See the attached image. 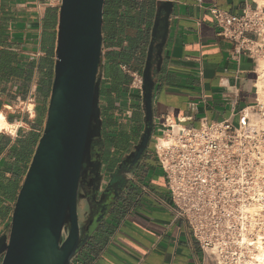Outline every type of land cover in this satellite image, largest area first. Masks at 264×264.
<instances>
[{
  "label": "crops",
  "instance_id": "0c3cea01",
  "mask_svg": "<svg viewBox=\"0 0 264 264\" xmlns=\"http://www.w3.org/2000/svg\"><path fill=\"white\" fill-rule=\"evenodd\" d=\"M147 1L156 5V11L140 4L136 10L141 15L140 25L127 28L118 46L105 45L103 49L102 83L113 99L112 120L106 118L109 131L129 132L144 124L142 92L130 89L132 78L122 66L143 73L153 28L150 22L161 0ZM172 2L162 61L154 71V136L161 135L166 123L186 128L224 120L237 124L241 111L260 98L258 70L245 55L232 58L233 44L220 35L210 9L238 15L264 0ZM60 5L59 0H0V112L20 130L17 139L0 133V146L5 144L4 136L12 140L0 154V176L7 178L5 187L13 178L15 188L10 198L0 192V211L6 212L0 236L7 232L32 161L17 164L10 158L9 148L30 135L40 139L44 131L54 80ZM107 23L112 25L111 20H104L103 26ZM111 53L120 58L109 60ZM113 63L123 78L119 83L107 73ZM21 105L29 108L23 113L13 110ZM101 107L107 110L105 99H101ZM125 110L133 117L120 123L116 115ZM128 187L133 190L131 197L106 217L75 260L83 264H202L203 252L187 222L174 211L166 176L153 151Z\"/></svg>",
  "mask_w": 264,
  "mask_h": 264
},
{
  "label": "water",
  "instance_id": "95a60500",
  "mask_svg": "<svg viewBox=\"0 0 264 264\" xmlns=\"http://www.w3.org/2000/svg\"><path fill=\"white\" fill-rule=\"evenodd\" d=\"M172 1L161 0L157 5L142 73L144 132L139 158L154 135V71L162 61ZM105 4L106 0H61L45 127L17 196L9 232L0 236L1 264H71L116 201L108 200L81 227L80 189L85 190L89 183L92 144L101 136L103 126L100 96Z\"/></svg>",
  "mask_w": 264,
  "mask_h": 264
},
{
  "label": "built area",
  "instance_id": "2783aa9c",
  "mask_svg": "<svg viewBox=\"0 0 264 264\" xmlns=\"http://www.w3.org/2000/svg\"><path fill=\"white\" fill-rule=\"evenodd\" d=\"M210 11L220 35L233 44L232 58L245 55L256 63L259 83L264 2L238 15L216 7ZM122 71L132 78L130 89L142 92V75L127 66ZM132 117L130 110L116 115L120 123ZM153 154L176 215L199 243L202 264H264L263 98L241 111L237 124L224 120L186 128L166 123L154 139ZM75 258L71 264H83Z\"/></svg>",
  "mask_w": 264,
  "mask_h": 264
},
{
  "label": "flooded vegetation",
  "instance_id": "af4514ba",
  "mask_svg": "<svg viewBox=\"0 0 264 264\" xmlns=\"http://www.w3.org/2000/svg\"><path fill=\"white\" fill-rule=\"evenodd\" d=\"M102 118L101 136L95 137L92 144V158L86 177L89 183L85 185V190L80 189V198L85 200V204L87 203L85 212L87 220L98 214L102 206L111 198H116L111 213L119 211L123 201L133 193L128 185L133 182L134 176L154 149L153 135L139 158L138 147L144 132V124L143 126L141 124L139 129L132 127L129 132L109 131L107 119L105 116ZM121 188L123 190L120 193ZM94 193H97L96 201L93 200ZM101 198L103 201L99 204Z\"/></svg>",
  "mask_w": 264,
  "mask_h": 264
},
{
  "label": "trees",
  "instance_id": "16d2710c",
  "mask_svg": "<svg viewBox=\"0 0 264 264\" xmlns=\"http://www.w3.org/2000/svg\"><path fill=\"white\" fill-rule=\"evenodd\" d=\"M139 4L135 0H106L105 8H104V20H111L112 25H108V23L103 26V35H104V46L111 45V46H118L121 43V39L126 34L127 28H135L140 25L141 23V16L140 14H136V10L140 9ZM109 35V39L105 38V35ZM109 60H114V62L120 58V55L117 53H111L108 55ZM103 64V60H102ZM117 64L113 63V66L107 70V73L112 76V78L117 82H121L123 80L121 74L117 69ZM102 72L104 70L103 65ZM101 99H105L108 103L107 110H103L102 107V117L112 120L111 112H112V105L113 99L108 97L106 87L102 83L101 86ZM8 121L11 122L9 119ZM109 123V122H108ZM4 145L0 146V154L5 152L6 149L11 145L12 140L10 137L4 136ZM39 139L34 135L28 136L26 139H19L17 142L14 143L13 146L9 148V156L10 158H14L17 164L26 163L30 158H33L34 149L37 146ZM12 169V168H11ZM7 178H3L0 176V192H2L5 196L10 198L14 195V183L13 178L8 181L7 187L5 181ZM6 216V212L0 211V225L4 223ZM11 219L8 221L9 230ZM2 261V257L0 258Z\"/></svg>",
  "mask_w": 264,
  "mask_h": 264
},
{
  "label": "rangeland",
  "instance_id": "374dc122",
  "mask_svg": "<svg viewBox=\"0 0 264 264\" xmlns=\"http://www.w3.org/2000/svg\"><path fill=\"white\" fill-rule=\"evenodd\" d=\"M138 4L140 5H143V7H148L149 8V10L150 9H154L155 11H156V5L155 4H153V3H151L150 1H149V3H148V1L147 0H143L142 2H138ZM154 15H155V12H154ZM154 15H153V17H152V19H151V22H150V25H151V27L153 26V21H154ZM105 83V82H104ZM103 83V84H104ZM105 85V84H104ZM29 107H28V105H21V106H19L18 107V109H16V108H13V110L14 111H17V112H21V113H23L24 111H27V109H28ZM143 120V119H142ZM23 129H29L27 126H23ZM20 130L18 129V127H17V130H16V133L15 134H12V133H10V132H7V131H5V132H3V133H5V134H7V135H9L10 137H13L14 139H17L18 138V136L20 135V132H19ZM86 210H87V203L85 204V200H82V198H80L79 199V202H78V216H79V223H80V225H81V227L82 228H84L85 227V225L87 224V218H86V216H85V212H86ZM9 232V230L7 229V232L6 233H8ZM5 233V234H6ZM2 236V235H1ZM1 260H0V264H1Z\"/></svg>",
  "mask_w": 264,
  "mask_h": 264
},
{
  "label": "bare ground",
  "instance_id": "6f19581e",
  "mask_svg": "<svg viewBox=\"0 0 264 264\" xmlns=\"http://www.w3.org/2000/svg\"><path fill=\"white\" fill-rule=\"evenodd\" d=\"M259 72L261 73L260 80L258 83L259 94H260V98L264 99V61L261 62L260 64ZM17 127L18 125L10 124L7 121L5 114L3 112H0V133L7 131L12 134H15ZM163 142H166V141H163Z\"/></svg>",
  "mask_w": 264,
  "mask_h": 264
}]
</instances>
